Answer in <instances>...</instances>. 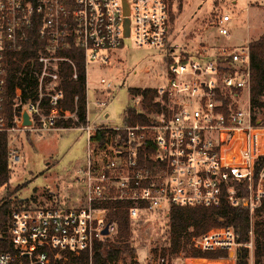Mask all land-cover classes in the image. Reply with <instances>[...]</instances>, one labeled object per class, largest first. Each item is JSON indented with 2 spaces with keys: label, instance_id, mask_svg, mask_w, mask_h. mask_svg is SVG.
Here are the masks:
<instances>
[{
  "label": "built area",
  "instance_id": "2783aa9c",
  "mask_svg": "<svg viewBox=\"0 0 264 264\" xmlns=\"http://www.w3.org/2000/svg\"><path fill=\"white\" fill-rule=\"evenodd\" d=\"M244 7H264V0H244ZM172 11L171 0H0V137H7L9 170L22 160L20 133L51 131L60 119H77L76 112L60 108L61 63H70L77 78L75 63L62 50H82L86 71L93 63L109 65L127 39L138 47H168L171 60L166 83L156 88L157 108L144 113L145 123L123 120L109 126L88 120L79 127L88 137L85 202L76 208L13 210L14 252H1L0 264H66L70 255L92 256L99 242L117 234L116 221L107 219L114 210L109 203H125L132 223L150 214L167 215L172 206L225 203L246 206L253 220L264 203V125L254 122L251 110L250 42L185 51L169 42ZM214 23L217 38L231 39L233 13L220 14ZM32 38L42 43L38 98L25 103L17 87L10 114L4 106L8 58L25 50ZM111 86L107 83L104 91ZM141 102L137 95L133 105ZM250 235L247 246L253 250V230ZM192 245L228 251L227 258L208 264H235L239 244L232 227L193 237ZM112 264L186 263L178 255L150 253L143 260L134 255Z\"/></svg>",
  "mask_w": 264,
  "mask_h": 264
},
{
  "label": "rangeland",
  "instance_id": "374dc122",
  "mask_svg": "<svg viewBox=\"0 0 264 264\" xmlns=\"http://www.w3.org/2000/svg\"><path fill=\"white\" fill-rule=\"evenodd\" d=\"M233 1L172 0L176 17L172 20L170 44L179 43V48L195 52L205 45H240L257 40L264 34V7L246 10L244 0H238L235 6ZM225 12L233 13L236 20L229 40L217 38L214 29L216 17ZM169 50L168 47H138L132 39H127L109 65H88V120L106 122L109 126L121 125L126 108L134 104L137 96L130 89L157 88L166 83L167 66L171 62ZM107 83L112 84L110 91H104ZM96 101H106V105H98ZM135 107L142 110L141 104ZM29 137L31 140L26 133L18 135L22 160L10 170L8 185L0 188V205L10 201L17 208L21 200H29L32 208L67 209L82 205L85 202L82 171L87 161L86 132L73 125L31 132ZM259 219H264V214ZM132 226L130 240L140 260L150 253L158 255L169 246L168 214H150L134 220ZM177 255L186 264H208L205 258L186 256L182 252ZM251 262L253 264V250Z\"/></svg>",
  "mask_w": 264,
  "mask_h": 264
},
{
  "label": "trees",
  "instance_id": "16d2710c",
  "mask_svg": "<svg viewBox=\"0 0 264 264\" xmlns=\"http://www.w3.org/2000/svg\"><path fill=\"white\" fill-rule=\"evenodd\" d=\"M172 6V0H171ZM176 17L174 11L171 19ZM173 22V21H172ZM42 45L37 38H32L25 50L9 55V66L5 82V110L12 114L15 89L21 88L24 102L38 98V75L40 64L38 63V48ZM251 52V91L250 104L254 122L260 121L264 125V34L257 40L250 42ZM61 55L72 59L77 68V78H73V67L68 62L61 63L60 88L64 97L60 102V108L76 112L77 119H60L58 128L80 127L86 125L87 118V71L83 57V51L78 48L62 50ZM133 95L142 96V110L132 104L126 108L124 121L128 124L136 122L145 123L147 117L144 113H150L157 108L154 102L157 96L156 88H132ZM45 106L48 105L44 99ZM31 140L30 132L26 133ZM8 163V141L6 135L0 137V188L8 185L10 170ZM258 169V168H257ZM12 202H3L0 205V253L14 252L11 236L9 234V220L13 210L29 207V200H21L20 207L15 208ZM25 203H27L25 205ZM114 210L107 214L108 221H116L117 234L113 239L105 238L99 242L92 256L88 253L70 255L66 264H112L117 261L126 262L128 258L136 254V248L131 242L133 226L130 220L127 205L125 203H109ZM264 214V203L255 212L251 219L248 208L244 205L231 206L223 204L220 207H180L172 206L168 213V240L169 246L163 248L159 254L162 256L177 255L180 252L186 256L205 258L209 261L221 260L228 257V251L217 248L215 250H202L194 245L190 246L195 236L221 231L232 227L239 244L235 250V264H252L251 253L247 244L251 241L250 231L253 230V264H264V219H259Z\"/></svg>",
  "mask_w": 264,
  "mask_h": 264
},
{
  "label": "water",
  "instance_id": "95a60500",
  "mask_svg": "<svg viewBox=\"0 0 264 264\" xmlns=\"http://www.w3.org/2000/svg\"><path fill=\"white\" fill-rule=\"evenodd\" d=\"M125 34H126V36L129 35V20L126 21V32H125ZM25 119H26V123H29L27 115H25ZM107 233H108V231H107V229H105L104 234H107ZM230 255H233V254L231 253Z\"/></svg>",
  "mask_w": 264,
  "mask_h": 264
},
{
  "label": "crops",
  "instance_id": "0c3cea01",
  "mask_svg": "<svg viewBox=\"0 0 264 264\" xmlns=\"http://www.w3.org/2000/svg\"><path fill=\"white\" fill-rule=\"evenodd\" d=\"M204 259V258H203ZM204 261H206L207 262V260L206 259H204Z\"/></svg>",
  "mask_w": 264,
  "mask_h": 264
}]
</instances>
